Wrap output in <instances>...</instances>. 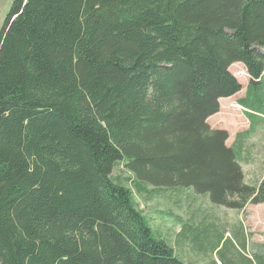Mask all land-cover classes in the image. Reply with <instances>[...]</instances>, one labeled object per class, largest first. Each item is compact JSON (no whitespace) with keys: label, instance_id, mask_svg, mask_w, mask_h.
Wrapping results in <instances>:
<instances>
[{"label":"trees","instance_id":"1","mask_svg":"<svg viewBox=\"0 0 264 264\" xmlns=\"http://www.w3.org/2000/svg\"><path fill=\"white\" fill-rule=\"evenodd\" d=\"M235 61L251 76L239 103L264 115L249 101L264 84V0H13L0 29V264H218L179 256L113 171L122 160L150 193L264 202V176L246 182L229 131L208 121L243 87ZM207 212L190 221L219 252L229 242Z\"/></svg>","mask_w":264,"mask_h":264},{"label":"rangeland","instance_id":"2","mask_svg":"<svg viewBox=\"0 0 264 264\" xmlns=\"http://www.w3.org/2000/svg\"><path fill=\"white\" fill-rule=\"evenodd\" d=\"M12 2L13 0H0V29ZM230 69L237 75L243 87L235 94L225 96V98H228L221 100L220 110L212 114L213 116L209 117V121L214 126H223L228 129L227 142L235 145L237 150L240 149L241 165L246 179L256 183L260 181L261 176L264 174V115L261 113L248 117L246 114L247 108L239 103L238 99L246 95V88L251 82V76L246 65L241 61H235L231 64ZM252 90L249 99L250 105L254 109L264 112V104L260 105L264 94V84H254ZM113 175L132 188L135 200L140 209L146 214L153 232L165 237L173 244L179 256L187 262L212 260L209 257L212 250L208 248V245L204 247L202 244L198 245V241L207 236L205 240L209 241V244L217 241L216 234L207 235L205 231L199 232V229H203V227L199 225L196 228V225L190 221V217L198 212L199 208L204 209V213L208 211L209 224L218 217L217 224L228 226L231 233L226 232V235L232 237L235 244L238 243L236 248L239 250L246 251V249L239 246V233H241L240 226L238 227L239 224H241L242 230L244 228L245 231L249 232L251 243L257 241L256 239L259 237V225L256 224L258 219L255 215H260L262 211L260 208L255 210L253 202H250V206L246 204L247 206L241 209L232 208L213 203L208 192H198L192 186L185 185L166 187L153 193L146 189L139 190L132 180L133 173L122 160L116 164ZM239 210L241 211L239 212ZM252 216L255 217L254 220ZM213 224H215V221H213ZM232 230L238 231L239 238L235 237ZM254 232H257V234L252 237L251 233ZM198 233L199 235L204 233L203 237L197 236ZM183 241L188 245H184ZM187 246L190 247L191 251ZM229 246H233V244L230 242V244H226L225 248L215 253V256L219 257L224 264L228 260L227 248Z\"/></svg>","mask_w":264,"mask_h":264},{"label":"crops","instance_id":"3","mask_svg":"<svg viewBox=\"0 0 264 264\" xmlns=\"http://www.w3.org/2000/svg\"><path fill=\"white\" fill-rule=\"evenodd\" d=\"M223 98H225V97L220 98V103H221V100ZM226 98H228V97H226ZM208 121H209V118H208ZM209 123H210V121H209ZM212 125L213 124H211V126ZM213 127L226 128V127H223V126H214V125H213ZM227 144L228 145H232V144H229L228 142H227ZM239 159H240V157H239ZM240 163L242 164L241 159H240ZM263 176H264V174L261 176V178ZM244 179H245L246 182L254 183L252 181L247 180L246 177H245V174H244ZM247 205L250 206L251 203L248 202ZM253 208H255V210L260 208L261 211H262L260 213V215H255V217L258 219L256 221V224L258 223V225H259V229H258L259 230V232H258V236L259 237H257V239H256L257 241H254V242L251 243L249 232L245 231L246 229L244 230V228L242 230L241 224L238 225V227L240 226L239 230L241 232V233H239L240 234V238H239V234H238L237 230H232V232L234 233L235 237H238L239 240L241 241V244L239 243V246H241L244 249H246V251L243 250V249H240L241 252H247L249 254V256L251 257V260H252L253 263H255V264H264V234H263V232H264V202L254 203V207ZM240 211L241 210H239V212ZM255 217L252 216V219L254 220ZM217 222H218V217L215 219V224H217ZM218 226L221 227V232L223 233L222 234L223 239H225V237H227V239H228L227 242H229V243L232 242V244H233V246H231V248L228 249L229 264H246V262H244L242 260L247 259V257L243 256L240 251L238 252L239 249L236 248V246H237L236 244H238V243L236 242V244H235V242L232 240V237H228L226 235V232H230L231 233V231L228 228V226H225L223 224H221V225L218 224ZM256 234H257V232L251 233L252 237L255 236ZM229 236H231V234H229ZM235 241H237V240L235 239ZM213 246H214L213 244H211V245L208 244V248L212 250V254L209 257H211V259L215 258L217 260L218 264H224L223 261L219 257L215 256L216 250H215V248H213ZM189 250L191 251V249H189Z\"/></svg>","mask_w":264,"mask_h":264}]
</instances>
